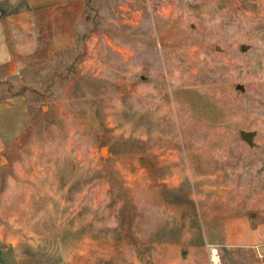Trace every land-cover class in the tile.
<instances>
[{
	"label": "rangeland",
	"instance_id": "rangeland-1",
	"mask_svg": "<svg viewBox=\"0 0 264 264\" xmlns=\"http://www.w3.org/2000/svg\"><path fill=\"white\" fill-rule=\"evenodd\" d=\"M74 38L0 80V264H163L235 227L264 195V0H85Z\"/></svg>",
	"mask_w": 264,
	"mask_h": 264
},
{
	"label": "crops",
	"instance_id": "crops-1",
	"mask_svg": "<svg viewBox=\"0 0 264 264\" xmlns=\"http://www.w3.org/2000/svg\"><path fill=\"white\" fill-rule=\"evenodd\" d=\"M10 1L18 6L0 11V80L49 63L57 51L72 46L85 8V0ZM243 213L223 236L210 235L184 247L163 245L162 263L213 264L215 249L221 264H264V195L252 198ZM237 252L244 255L240 261Z\"/></svg>",
	"mask_w": 264,
	"mask_h": 264
},
{
	"label": "built area",
	"instance_id": "built-area-1",
	"mask_svg": "<svg viewBox=\"0 0 264 264\" xmlns=\"http://www.w3.org/2000/svg\"><path fill=\"white\" fill-rule=\"evenodd\" d=\"M211 261L213 264H221L219 254L215 249L211 250Z\"/></svg>",
	"mask_w": 264,
	"mask_h": 264
},
{
	"label": "water",
	"instance_id": "water-1",
	"mask_svg": "<svg viewBox=\"0 0 264 264\" xmlns=\"http://www.w3.org/2000/svg\"><path fill=\"white\" fill-rule=\"evenodd\" d=\"M243 137H244L245 139H248V138L250 137V134H247V133L243 132ZM105 150H106L105 148H102V153H104ZM102 264H107V263H102Z\"/></svg>",
	"mask_w": 264,
	"mask_h": 264
}]
</instances>
